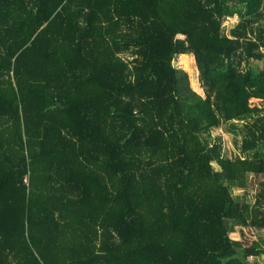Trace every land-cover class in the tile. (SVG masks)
Returning a JSON list of instances; mask_svg holds the SVG:
<instances>
[{"label":"trees","instance_id":"16d2710c","mask_svg":"<svg viewBox=\"0 0 264 264\" xmlns=\"http://www.w3.org/2000/svg\"><path fill=\"white\" fill-rule=\"evenodd\" d=\"M263 19L264 0H0V264L264 254Z\"/></svg>","mask_w":264,"mask_h":264},{"label":"rangeland","instance_id":"374dc122","mask_svg":"<svg viewBox=\"0 0 264 264\" xmlns=\"http://www.w3.org/2000/svg\"><path fill=\"white\" fill-rule=\"evenodd\" d=\"M231 19L232 18H230L229 21H227L224 24V27H226L227 32L229 31L231 26L236 23V21L234 19L233 20H231ZM226 127H227V124L226 125L224 124L221 127H217V128L212 129L211 130V136L213 139L221 141V143L223 145V151L227 155L233 156L235 153H239V151H240L239 146L237 145V142L239 140H241V138L239 136L238 137L239 140H238L236 138L234 132L228 130ZM239 143H241V142L239 141ZM258 181H259V177H257V176L252 177V179L249 181L247 191L244 192L243 189H235V193H239V195H241V193L244 192L246 195H248V197L253 198L254 192H256L258 190V187H259ZM262 230H260V233H262L261 232Z\"/></svg>","mask_w":264,"mask_h":264},{"label":"crops","instance_id":"0c3cea01","mask_svg":"<svg viewBox=\"0 0 264 264\" xmlns=\"http://www.w3.org/2000/svg\"><path fill=\"white\" fill-rule=\"evenodd\" d=\"M261 232L264 234V228ZM250 260V264H264V254L261 256H250Z\"/></svg>","mask_w":264,"mask_h":264}]
</instances>
